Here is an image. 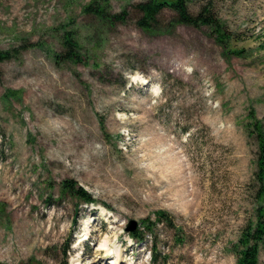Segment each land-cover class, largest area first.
I'll return each instance as SVG.
<instances>
[{
    "label": "rangeland",
    "instance_id": "rangeland-1",
    "mask_svg": "<svg viewBox=\"0 0 264 264\" xmlns=\"http://www.w3.org/2000/svg\"><path fill=\"white\" fill-rule=\"evenodd\" d=\"M144 1L0 0V264H236L260 204L264 0H189L223 44L167 10L142 31Z\"/></svg>",
    "mask_w": 264,
    "mask_h": 264
},
{
    "label": "trees",
    "instance_id": "trees-1",
    "mask_svg": "<svg viewBox=\"0 0 264 264\" xmlns=\"http://www.w3.org/2000/svg\"><path fill=\"white\" fill-rule=\"evenodd\" d=\"M135 8L139 13L136 24L146 33L160 31L158 27L159 17L167 10L174 15L169 24L170 27H206L216 36L218 43L223 44L224 41L227 42L230 39V36L225 33L224 28L219 23L218 16L214 13L215 9L210 1L201 3L196 10L190 9L189 0H146L138 3ZM83 11L85 14H93L109 24L123 23L126 18L125 11L111 15L107 12L106 7L94 6L93 3L87 5ZM62 41L67 58L75 62L77 57L75 52L78 48L74 37L65 32ZM248 119L245 127L246 133L248 136H254L257 143L255 178L259 188L256 199L260 201V204L255 209L254 222L247 224L241 230L237 243L236 264H259V249L264 246V204L262 203L264 202V125L251 115L248 116ZM63 189L85 202H92L86 193L81 189L74 188L72 183H64ZM4 210V205L0 203V213H3ZM159 215L164 216V214ZM131 237L139 238L137 233H133Z\"/></svg>",
    "mask_w": 264,
    "mask_h": 264
},
{
    "label": "water",
    "instance_id": "water-1",
    "mask_svg": "<svg viewBox=\"0 0 264 264\" xmlns=\"http://www.w3.org/2000/svg\"><path fill=\"white\" fill-rule=\"evenodd\" d=\"M136 223L134 221H130L127 227V231L132 232L135 229Z\"/></svg>",
    "mask_w": 264,
    "mask_h": 264
},
{
    "label": "bare ground",
    "instance_id": "bare-ground-1",
    "mask_svg": "<svg viewBox=\"0 0 264 264\" xmlns=\"http://www.w3.org/2000/svg\"><path fill=\"white\" fill-rule=\"evenodd\" d=\"M105 246H106V244H105ZM117 257H115L116 258V261H115V264H119V253H117V255H116ZM113 261H114V259H113ZM94 264H96V263H94Z\"/></svg>",
    "mask_w": 264,
    "mask_h": 264
}]
</instances>
